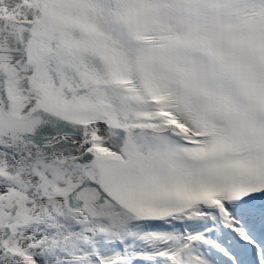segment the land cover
<instances>
[{
    "label": "snow or ice",
    "instance_id": "snow-or-ice-1",
    "mask_svg": "<svg viewBox=\"0 0 264 264\" xmlns=\"http://www.w3.org/2000/svg\"><path fill=\"white\" fill-rule=\"evenodd\" d=\"M0 264H264V0H0Z\"/></svg>",
    "mask_w": 264,
    "mask_h": 264
}]
</instances>
